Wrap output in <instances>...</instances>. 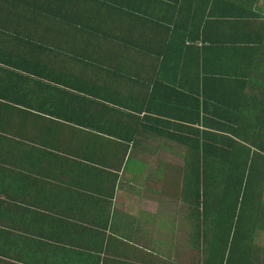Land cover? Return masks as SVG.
Instances as JSON below:
<instances>
[{
  "label": "trees",
  "instance_id": "obj_1",
  "mask_svg": "<svg viewBox=\"0 0 264 264\" xmlns=\"http://www.w3.org/2000/svg\"><path fill=\"white\" fill-rule=\"evenodd\" d=\"M242 9V3L223 0H0V264H133L105 230H117L111 205L127 164L126 145L141 136L140 127L181 143L188 153L182 172L173 169L181 180L176 195L188 205L190 247L200 245L202 224L204 237L210 236L203 241L205 262L247 264L243 250L255 229L264 227V148L256 141L264 132L218 120L227 110L212 96L214 79L205 69L214 41L205 30L199 34L211 19H230L235 28L254 20L260 24L254 33H227L242 44L234 49L247 52L245 67L254 68L256 58H248L264 40V23ZM169 11L174 13L167 20H142L135 27L136 13ZM160 34L164 40L154 41ZM201 40L209 45L196 48ZM186 41L192 44L185 47ZM133 52L160 60L152 63L158 79L169 57L196 56L201 82L183 83L173 74L168 83L174 87H159L174 91L175 99L155 111L193 127L162 128L159 123L172 121L126 111L132 105L124 95L130 93L116 87L131 86L134 72L116 61ZM221 82L231 91L244 84ZM177 87L197 90V96ZM230 102L235 108L237 101ZM201 111L202 118H193ZM243 112L228 114L231 122L237 125ZM251 115L257 113L251 109Z\"/></svg>",
  "mask_w": 264,
  "mask_h": 264
},
{
  "label": "crops",
  "instance_id": "obj_2",
  "mask_svg": "<svg viewBox=\"0 0 264 264\" xmlns=\"http://www.w3.org/2000/svg\"><path fill=\"white\" fill-rule=\"evenodd\" d=\"M223 1L242 3L244 9H242L241 13H258L259 15L255 20L264 23V0ZM172 13H174V11L164 13H136L137 26L135 27H141L139 24L142 20H156L160 18L167 20ZM216 15L220 16V13H216ZM246 21L247 24L240 22L235 28V25L233 26L232 23L233 21L230 19H228L227 23L221 22V20L215 21L211 19L206 22L208 23L207 25L201 27L199 34L204 33L205 30L206 33L212 36L214 41L212 45L213 48L210 50L208 60L206 61L205 69L207 71L206 75H210L214 79L211 83V86L215 91H212V96H219L221 103L224 104L223 106L227 110V112H225V115L227 116L218 118V120L223 124L222 126L225 127H244V129L259 130L260 133L264 132V40L260 42L257 49L251 52L248 59L251 60L256 58V66L249 69L247 66L245 67V63H242V58L246 56L247 52L242 53L241 49L233 48L235 46L240 48L242 44L227 39V33L232 32L234 28L237 30L239 29L238 32L246 33H254L256 32L255 29L260 28V24L253 25L254 20ZM250 21H252V24ZM134 22L136 24L135 20ZM228 23H231L232 26L225 27ZM153 40L162 41L164 40V36L163 34H160L155 36ZM189 44L192 43L186 41L185 47ZM193 45L198 48L203 45H209V43L208 41L203 43L201 40L200 44L196 42ZM184 52L181 60H176V58L170 57L167 59L164 71L159 79L157 68L152 66L153 62L159 64L160 61L155 56L153 58H148L149 56H145L144 52H133L130 58L120 57L116 61V63H122V61L128 63L129 67H131L129 69L131 70L130 73L134 72L131 78V86H128L127 88L116 87L117 91H127V93H130V95H124V101L128 100L129 104L132 105L130 108L131 110L126 109L127 112H139L136 114H139L140 119L145 116H151L155 117V119L164 118V121H172L170 123H159V126L162 128L168 126L169 129L179 130L177 127L180 124H186V127H193V124H189L186 121V123H183V120H179V117L174 115L167 116L165 113L155 112L160 108L167 106L168 102L172 103V100L175 99L174 91H167L166 88L164 90L159 87H166V85L174 87L172 84H169L170 82H173V74L177 75V79L183 83L189 79L200 82L202 80L201 77L204 72L201 71L200 74L197 72L196 56L189 58L188 55H185L187 52ZM120 80V77L115 79V81ZM223 80L243 82L244 84L241 85V83H239L236 91L224 90L223 86H225L226 82H221ZM156 83L164 84V86ZM241 86H243L242 90ZM177 88L180 92L183 90V92L190 96H197V90H194L193 92L188 91L187 89ZM197 88H201V83L195 87V89ZM159 89H161L162 92H158L160 91ZM141 96L146 97L147 103L145 102L142 104L138 102L142 99ZM181 97H183L182 94H180V98ZM229 97L235 99H229ZM157 98H161L159 101L160 104L158 103L154 108V111H152V104H154ZM230 101H237L235 108V102ZM135 106H141V109H136ZM212 108L214 109L213 106ZM229 108L233 109L230 110ZM241 108L244 112L242 113L241 121L236 125V123L231 122V118L228 114L230 115ZM251 109H253L254 113H257V116L251 115ZM194 112L195 111H190L189 115L193 116ZM213 117H215V114H213ZM193 118H202V111L199 116H194ZM173 122H176L175 126L170 125ZM144 123L149 125L148 122L141 121L142 126ZM151 123L154 124V122ZM213 123L214 122H212V124ZM140 128L141 130L139 131L142 132L141 136L138 135L134 142H128L126 145L127 150L124 163L127 164L122 166L121 170H119V186L116 188L114 200L111 205L112 218L110 223H112L117 230L112 231V229H108L105 230V232L107 233L108 238L114 236L117 238L116 241L118 244H121V249L127 250L128 261H131L133 264H183V250L184 247L190 246V236L181 235L174 238L173 235H168L166 237L164 230H160V232H156L154 236H150L149 228L155 226V220L153 219L154 215H151V213H154V206L157 205V202L163 201L164 199L165 201L168 200V202L172 200V198H170L172 197V194H170L169 189L170 185H172L173 169L172 165H160V163H157L149 166V163L152 161H160L163 153L166 151L170 155L169 160L178 161L181 160V157L183 156V161L186 162L188 153L183 149L181 143L167 137L165 138L156 133H148L147 129L151 128ZM256 141L264 148V134L259 135L258 138H256ZM135 183L137 184L134 185ZM179 202L181 201L179 200ZM185 205L188 210V205ZM178 222L186 225L182 220H179ZM200 226V245L195 248L196 264H215L208 263L210 261L205 262L207 257L205 249H207V247L203 241H207L210 236L209 233H207L204 237L203 225L201 224ZM122 232L124 235H122ZM212 235H214V229H211V236ZM253 235L252 240L249 241V246L247 249L243 250V253H245L244 263L264 264V227L256 228ZM179 244H184V247L181 248ZM177 248H179L180 251V257L178 259H167L165 255L161 253V250L175 252L177 251ZM214 248L215 245L212 246V250ZM251 250H253V256L251 255Z\"/></svg>",
  "mask_w": 264,
  "mask_h": 264
},
{
  "label": "rangeland",
  "instance_id": "obj_3",
  "mask_svg": "<svg viewBox=\"0 0 264 264\" xmlns=\"http://www.w3.org/2000/svg\"><path fill=\"white\" fill-rule=\"evenodd\" d=\"M184 149V148H183ZM185 150V149H184ZM170 155L168 152H164L162 159L160 161L156 162H151L149 163V166L159 164L160 165H172L173 167L178 168L179 170H182L185 168V161H183V156L181 157V160L178 161H173L169 160ZM180 173H178L177 170L173 169L172 171V185H170V194H172V200L168 202V200L165 201H159L157 202V205L154 206V213H151V215H154L153 219L155 220V226H151L149 228L150 231V236H154L156 232L165 231L166 237L168 235H173L174 238H177V236H190L191 233V221L187 220V208L186 205L183 204L182 202H179V199L177 198L176 195V190L177 187L175 186L176 182L181 181L177 177ZM135 183L134 185H136ZM182 220L186 225H183L179 223L178 221ZM188 226V227H187ZM120 232V231H119ZM122 235L124 233L122 232ZM165 246V245H163ZM181 248L184 247V244H179ZM157 251V249H156ZM195 248L193 247H184L183 250V264H195ZM161 253L165 255L167 259H178L180 257V251L179 248H177V251L175 252H170L169 250H161Z\"/></svg>",
  "mask_w": 264,
  "mask_h": 264
}]
</instances>
